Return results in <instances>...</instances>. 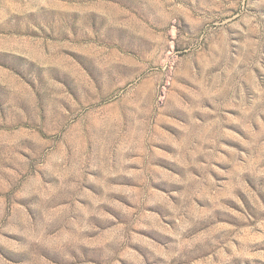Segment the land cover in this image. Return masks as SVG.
<instances>
[{"label": "rangeland", "instance_id": "374dc122", "mask_svg": "<svg viewBox=\"0 0 264 264\" xmlns=\"http://www.w3.org/2000/svg\"><path fill=\"white\" fill-rule=\"evenodd\" d=\"M0 264H264V0H0Z\"/></svg>", "mask_w": 264, "mask_h": 264}]
</instances>
